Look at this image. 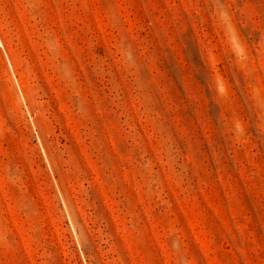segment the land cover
<instances>
[{
  "label": "rangeland",
  "instance_id": "374dc122",
  "mask_svg": "<svg viewBox=\"0 0 264 264\" xmlns=\"http://www.w3.org/2000/svg\"><path fill=\"white\" fill-rule=\"evenodd\" d=\"M0 264H264V0H0Z\"/></svg>",
  "mask_w": 264,
  "mask_h": 264
}]
</instances>
